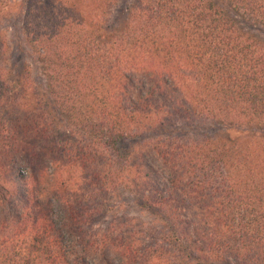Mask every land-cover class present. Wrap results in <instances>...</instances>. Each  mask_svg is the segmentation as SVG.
I'll use <instances>...</instances> for the list:
<instances>
[{
    "label": "trees",
    "instance_id": "obj_1",
    "mask_svg": "<svg viewBox=\"0 0 264 264\" xmlns=\"http://www.w3.org/2000/svg\"><path fill=\"white\" fill-rule=\"evenodd\" d=\"M21 31L58 114L0 65V264H264V0H24ZM118 190L150 218L100 226Z\"/></svg>",
    "mask_w": 264,
    "mask_h": 264
},
{
    "label": "rangeland",
    "instance_id": "obj_2",
    "mask_svg": "<svg viewBox=\"0 0 264 264\" xmlns=\"http://www.w3.org/2000/svg\"><path fill=\"white\" fill-rule=\"evenodd\" d=\"M23 10L24 0H0V51L6 53V57L0 59V65L13 67L16 73L24 72L28 81V96H38V99L42 100L43 107H48V109L51 107L58 114L56 106L53 105V99L45 89V81L39 69V63L23 38L21 31ZM6 58L7 60H5ZM59 117L61 118V115ZM148 160L154 168H157V156L153 152H150ZM110 205L113 208L103 218L104 223L99 224L102 227L111 222L110 212L115 213L116 217H139L142 220L150 218L144 208L139 206L134 194L127 191L118 190Z\"/></svg>",
    "mask_w": 264,
    "mask_h": 264
}]
</instances>
